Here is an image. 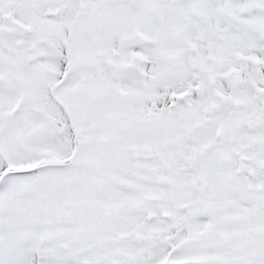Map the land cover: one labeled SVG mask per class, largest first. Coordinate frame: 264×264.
I'll return each instance as SVG.
<instances>
[{"label": "snow or ice", "instance_id": "obj_1", "mask_svg": "<svg viewBox=\"0 0 264 264\" xmlns=\"http://www.w3.org/2000/svg\"><path fill=\"white\" fill-rule=\"evenodd\" d=\"M0 264H264V0H0Z\"/></svg>", "mask_w": 264, "mask_h": 264}]
</instances>
